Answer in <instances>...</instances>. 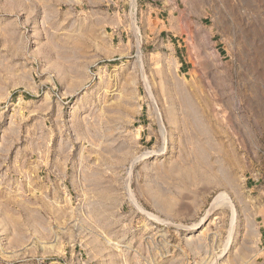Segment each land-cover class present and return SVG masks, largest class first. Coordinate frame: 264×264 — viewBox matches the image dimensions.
Here are the masks:
<instances>
[{
	"label": "rangeland",
	"instance_id": "374dc122",
	"mask_svg": "<svg viewBox=\"0 0 264 264\" xmlns=\"http://www.w3.org/2000/svg\"><path fill=\"white\" fill-rule=\"evenodd\" d=\"M263 222L264 0H0V264H264Z\"/></svg>",
	"mask_w": 264,
	"mask_h": 264
},
{
	"label": "crops",
	"instance_id": "0c3cea01",
	"mask_svg": "<svg viewBox=\"0 0 264 264\" xmlns=\"http://www.w3.org/2000/svg\"><path fill=\"white\" fill-rule=\"evenodd\" d=\"M148 5V1L146 2L145 6ZM260 236H261V242H264V222L260 226Z\"/></svg>",
	"mask_w": 264,
	"mask_h": 264
},
{
	"label": "bare ground",
	"instance_id": "6f19581e",
	"mask_svg": "<svg viewBox=\"0 0 264 264\" xmlns=\"http://www.w3.org/2000/svg\"><path fill=\"white\" fill-rule=\"evenodd\" d=\"M218 201V200H217Z\"/></svg>",
	"mask_w": 264,
	"mask_h": 264
}]
</instances>
